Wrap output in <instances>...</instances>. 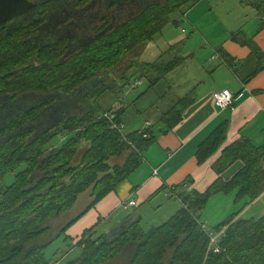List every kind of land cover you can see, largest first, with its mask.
<instances>
[{
	"label": "trees",
	"instance_id": "trees-1",
	"mask_svg": "<svg viewBox=\"0 0 264 264\" xmlns=\"http://www.w3.org/2000/svg\"><path fill=\"white\" fill-rule=\"evenodd\" d=\"M198 1L80 0L77 24H87L98 2L102 10L113 14L102 15V23L93 29V40L88 39L91 34L71 40L76 46L62 39L35 43L29 39V25L0 30V264H52L46 255L52 240L39 242L51 229L49 220L67 212L79 195L91 188L93 200L58 233L68 240L66 230L142 163L143 151L157 139L153 125L123 134L114 122H123L128 107L112 111L109 98L125 104L127 87L140 85L133 86L137 80H131L138 74L126 76L122 70L137 67L139 78L147 77L150 89L186 57L176 54L164 61L163 52L152 61L120 62L129 53L140 55L137 47L153 40L167 25L180 26L181 19L173 13L184 15L185 8ZM132 2L136 10H127ZM250 4L264 17V0H251ZM115 10H125L124 17H117ZM243 35L239 30L232 38ZM80 38L83 40L78 41ZM243 39L257 55L261 53L251 40ZM177 43L168 49L183 46ZM262 68L264 64L259 62L255 73ZM113 75L118 79L111 78ZM89 83L93 85L88 88ZM51 94L58 95L53 99L59 102L61 113L51 126L32 130V122L44 114L42 111L54 107ZM71 98L77 104H70ZM192 101L190 94L178 97L162 112L159 122L167 131L173 129ZM106 112L114 117L110 119ZM227 130L228 123H220L197 147L198 164L218 153L213 163L218 177L205 190L192 186V175L171 186L169 193L176 195L182 206L147 230L139 225V217L112 235L93 238L96 226L85 229L74 236L75 245L83 252L68 264H264V213L257 219L238 218L264 192V145L242 137L225 145ZM56 136L58 147L52 144ZM237 161L242 166L225 180L221 174ZM11 173H15L14 179L7 184ZM166 188L163 185L158 190ZM232 192L235 203L245 200L244 206L214 226L217 229L229 223L220 241L222 250L208 251L209 237L200 213L214 195Z\"/></svg>",
	"mask_w": 264,
	"mask_h": 264
},
{
	"label": "crops",
	"instance_id": "crops-1",
	"mask_svg": "<svg viewBox=\"0 0 264 264\" xmlns=\"http://www.w3.org/2000/svg\"><path fill=\"white\" fill-rule=\"evenodd\" d=\"M250 2L251 0H216L215 2L199 0L186 10L184 16H186L191 25H195V30L211 47L212 52L207 51L206 54L209 52L210 54H205L201 58L204 62H210V59L218 60L223 65L215 69L216 63L211 62L213 64L209 68L213 71L211 73V81L207 77L205 70L202 74L200 73V78L195 77L192 72L193 76L190 78L191 84H189L191 90L185 94H190L193 101L185 111L183 119L171 130L167 131L165 127L160 128L159 132L155 133L157 135L156 141L142 153L141 164H143V167L137 170L138 166L127 179L117 186L115 191L109 193L94 208L83 215L84 217L90 213L92 216L96 213L94 209L97 208L99 219L94 226L99 225L104 220L113 218L119 211L118 208H124V203L132 199L137 201V205L132 207L135 208L138 205L143 207L146 203L151 202L158 193L163 191L158 190L163 185L167 186L164 190L166 192L164 196L169 197L171 186L182 182L188 175L193 176L194 182L192 186L194 188L200 191L205 190L218 177V174L213 169V163L217 159L218 153L211 156L203 164H198L196 150L199 143L222 122L228 123L225 145L240 137L250 139L255 145H264V68L255 73L259 62L264 64V26L262 25L264 17L259 14L258 10ZM250 8L259 17V25L252 34L246 32L244 28V23H246L245 15L251 13ZM225 9L226 11L224 12ZM212 12H214V15L211 19L208 14H212ZM210 25L211 28L209 30L212 33H210V37L207 36L212 42H209L202 30V28L206 30ZM239 30L245 35L238 37L237 40L233 39L232 34ZM190 38L184 45H188ZM243 38L247 39V41L251 40L252 46H256L261 53L257 55ZM191 48L193 49L192 45H190L187 55H195L191 52ZM165 78L153 85L152 88L150 87V89L151 91L155 90L158 86L160 95L155 94L157 98L167 91V87H170L168 89L171 91L170 93H173L171 101L169 100L168 105H166L165 98L169 93L162 99L164 105L169 106L175 99L185 94L176 91V88L173 89L175 85L169 84L167 78ZM221 88H229L233 91L235 97L232 108L223 109L215 104L213 92ZM146 93L141 94L138 99L142 98ZM109 99L114 105L116 99ZM124 115H122V119L124 127H127V120L126 118L124 120ZM145 124L138 129H142ZM241 166L242 162L237 161L227 168L221 176L228 180ZM155 168L158 169L157 175H153ZM176 202L175 212L182 206L180 199L177 198ZM257 206L262 210L258 211L257 209V212L263 214L264 192L240 212L238 218L241 217V214L254 210ZM130 208L124 209L129 210ZM202 214L201 216L205 218L206 213L202 212ZM83 217L75 221L72 226ZM135 217L142 218L141 208L127 218H122L121 220L117 218L113 228L117 231L124 223ZM219 223L221 221L215 222L211 227ZM107 228L105 227L103 231ZM75 233L77 235L79 230ZM60 264H68V262H61Z\"/></svg>",
	"mask_w": 264,
	"mask_h": 264
},
{
	"label": "rangeland",
	"instance_id": "rangeland-1",
	"mask_svg": "<svg viewBox=\"0 0 264 264\" xmlns=\"http://www.w3.org/2000/svg\"><path fill=\"white\" fill-rule=\"evenodd\" d=\"M210 1L215 2L216 0H210ZM100 8L101 6H99V2H98V6L93 9L92 15L90 13V15L88 16L89 18L87 17V24L85 23L83 25H79V24L74 25L76 26V29L75 32L71 31L72 33L71 35L75 37V39L79 38V36L81 35H83L84 37L92 34L93 29L102 23L101 17L102 15H106L108 11L106 12V10H102ZM133 8L136 10L135 2L130 3L127 10H132ZM187 9H189V7L185 8V10ZM250 9H251L250 10L251 13L245 15L246 23H244V28L246 32L252 34V32H254V30H256L257 26L259 25V17L253 13L252 8ZM95 10H97L99 15L97 14V12H95ZM116 11L117 10H115L114 12ZM225 11L226 9L224 10V12ZM117 12H116V15L118 14L117 17L125 14L124 13L125 10L117 11ZM107 14L108 17L109 15H112L113 12L112 13L108 12ZM184 15H181L179 12L173 13V16L176 19H181L180 26H175L173 24L167 25L162 31V33H159L154 36L153 40L148 41L146 43H142L137 47L135 51L140 55L135 57L134 56L135 53H129L121 60L120 65L129 64V62L132 59H137V60L140 59V61L142 60L152 61L155 60L163 52H165L164 61H168L172 59L176 54H182L183 56H186L187 60L183 61L172 72L167 73L165 76L169 84L175 85L173 89L176 88V91H180L182 92V94L188 93L191 90V86H189V84H191L190 78L193 76L192 72L193 74H195L194 75L195 77L200 78V73L202 74V72L205 70L207 77L211 81L212 78L211 73H213V71L209 69L210 66L213 65L211 62L216 63L215 69L222 66L223 64L220 63V61L218 60H212V59H210L211 60L210 62L207 61L204 62L201 56L205 55L207 51L212 52L211 47H209L207 41L200 36L199 32L195 30V25H191L189 23V20ZM213 15L214 12H212V14L211 13L208 14V17L212 19ZM209 28H211V25L208 26L206 30L203 28L202 30L204 31L203 33L204 36L209 40V42H212L208 38V36L210 37V33H212L210 32ZM189 38H190V42L188 43V45L187 46L184 45L185 43L188 42ZM180 41H184V43L183 42L181 43ZM175 43H177V45L181 43L180 45L183 44L184 46L176 47L178 48L177 50L176 48L173 50L168 49L171 47L172 44ZM190 45H192L193 47V49L191 48L192 49L191 52H193L196 56L191 54L187 55V53L189 52L188 50ZM210 52L206 55H209ZM121 73L124 75L126 74V76L132 74L135 75L138 74L131 78L132 83L135 82L136 80L142 81L138 87L131 88L130 86H128L125 91L126 104H124V107H128V109H126V111L123 113L125 114L124 120L125 118L127 120V127L124 128V132H131L132 130L141 128L142 125L145 124L147 120H149L152 121L153 123V130L155 131V133H158L160 128L163 127V125L159 122L160 115L170 106V105L165 106L164 103L162 102V99L165 98L168 93H169L168 96L165 98V103H167L166 105H168L169 100L171 101V97L173 93H170L171 91H169L168 89L170 87H167V91L164 94H162V96L156 98L155 94L160 95V89H158L157 86L155 90L152 91L151 89L149 90V80L145 76L139 78L140 72L138 71L137 67L129 68L126 72L124 71V73L122 70ZM148 74L151 76V71ZM117 76L118 75H113L111 78L118 79ZM92 85L93 84L89 83L87 87L88 88L92 87ZM144 91L147 93L142 98L140 97L141 99L139 98L140 99V100L138 99L139 101L137 100L136 102L135 100L133 102V99H135L138 95H140ZM53 101L54 102H52V106L54 107H52L51 110L42 111L44 114L40 115L39 119L32 122L30 127L32 130L34 129L42 130L43 128H47L48 126H51L56 121L55 119L61 113V108L57 100L53 99ZM117 102L118 101H116L115 104ZM69 103L77 104L74 98L69 99ZM71 106L73 107L72 108L73 110L78 109L73 105ZM54 115L57 116L54 117ZM58 137L59 136H56L52 142L54 147H58L57 144ZM117 161L121 163L120 159H117ZM142 167L143 164H140L137 170ZM14 174L15 173L13 174L11 173L7 175L6 177L7 184L13 181ZM91 193H92L91 188L87 189L85 192L79 195L75 204L67 212L59 216H55L49 220L48 224L50 225L51 229L40 239L39 242L47 243L52 240V243L49 245V247L46 250V255L48 258L51 259L52 264H60L61 262L67 263L68 260L75 259L82 254L83 252L82 247L75 245L76 238L74 236L80 235L85 229H88L97 223L99 219L97 208L94 209L96 213H94L92 216L90 215V213H88L84 217L82 216L83 218L81 220H79L76 224H74L73 226L69 227L66 230L65 234L70 235L68 240L64 238V235L59 237L58 233L64 225H66L75 216L80 214L87 207V205L93 200L94 195H91ZM164 195H166V192L163 190L160 193H158V195H156L151 200V202L146 203L143 207H141V205H138L135 208L131 207L129 210H125L123 207L118 208L119 211H117V214L114 215L113 218H109V220H104L99 225H96L97 227H95L93 230L94 232L93 238L98 237L101 234H110V235L114 234L116 230L113 228L115 227L113 225H115L117 218L119 220H121L122 218L123 219L127 218L129 215H132L134 212H136V210L140 208H141L142 220L140 219L139 225L142 226L145 230L149 229L151 226L159 225L163 223L164 221L169 219L172 216V214H174L176 210L175 205L177 203L176 202L177 198L171 196L170 193H169V197ZM213 197L206 206V208L202 211L203 213H206L205 218L201 216L203 215L202 212L200 213L199 216L200 222L204 223L207 229H215L216 227H211L215 224V222L218 221L222 222V220L224 221L226 218H228V216L233 215V213L241 210L245 203V200H242L241 202L236 204L235 203L236 196L234 192L220 193L217 194L214 198ZM257 209L258 211L261 210L257 206L254 210H249L245 214H241V217L247 219L249 218L257 219L262 215V213L257 212ZM105 227L108 228L105 231H103ZM120 229L121 228H119L117 231H119ZM77 230H79V233H77L76 235L75 232Z\"/></svg>",
	"mask_w": 264,
	"mask_h": 264
},
{
	"label": "flooded vegetation",
	"instance_id": "flooded-vegetation-1",
	"mask_svg": "<svg viewBox=\"0 0 264 264\" xmlns=\"http://www.w3.org/2000/svg\"><path fill=\"white\" fill-rule=\"evenodd\" d=\"M30 1L36 3V8L33 11L29 12L25 16L7 21L5 24L0 26V30L7 29V26L15 28L16 26L22 27L25 25H29L30 27L28 29L31 30L29 39L33 40L35 43L40 44L49 43L57 39H62L63 41H71L75 39V37L71 35V31L75 32L76 29V26L74 25H77V23H75L74 21L76 17H79V13L76 10V4L80 0ZM79 6H84V4L80 3ZM102 7L103 6H101V8ZM81 17L84 18L86 16L85 14H83ZM95 35L91 34V36H88V39L93 40ZM82 40L83 38L79 41ZM75 43L76 42L74 41L69 42V44L73 46H76ZM57 96V94H51L50 97L53 99L54 97L57 98Z\"/></svg>",
	"mask_w": 264,
	"mask_h": 264
},
{
	"label": "built area",
	"instance_id": "built-area-1",
	"mask_svg": "<svg viewBox=\"0 0 264 264\" xmlns=\"http://www.w3.org/2000/svg\"><path fill=\"white\" fill-rule=\"evenodd\" d=\"M141 80L136 81L133 86H137L139 84H141ZM213 97L215 100V104L220 107V108H232L233 107V102H234V93L231 89L229 88H221V89H217L213 92ZM126 104V103H125ZM122 106H124V103L122 101H118L113 110L112 111H116L118 109H120ZM110 119L114 117V114L111 112H106L105 113ZM115 126H118L119 129L121 130V132L123 134H125L126 132H124V123L122 122L120 125L116 124L114 122ZM152 125V122L147 121L145 126L143 128L149 127ZM147 134H144V137H146ZM158 173V169H154L153 170V175H157ZM172 190V189H171ZM137 205V201L136 200H130L127 203H124V208H130L132 206ZM229 223H226L220 227H218L216 230L214 229H207L205 224H202V227L205 228L206 233L209 237V244H208V251H213V252H220L222 250L221 246H220V241L221 238L225 235L227 229H228Z\"/></svg>",
	"mask_w": 264,
	"mask_h": 264
},
{
	"label": "water",
	"instance_id": "water-1",
	"mask_svg": "<svg viewBox=\"0 0 264 264\" xmlns=\"http://www.w3.org/2000/svg\"><path fill=\"white\" fill-rule=\"evenodd\" d=\"M36 8L30 0H0V26L11 19L27 15Z\"/></svg>",
	"mask_w": 264,
	"mask_h": 264
},
{
	"label": "bare ground",
	"instance_id": "bare-ground-1",
	"mask_svg": "<svg viewBox=\"0 0 264 264\" xmlns=\"http://www.w3.org/2000/svg\"><path fill=\"white\" fill-rule=\"evenodd\" d=\"M176 196V195H175ZM204 224V223H203ZM205 229V228H204ZM214 230H216V229H214ZM206 231V230H205Z\"/></svg>",
	"mask_w": 264,
	"mask_h": 264
}]
</instances>
